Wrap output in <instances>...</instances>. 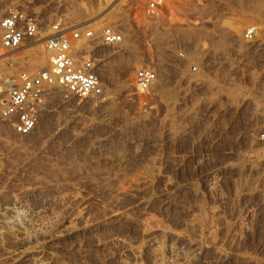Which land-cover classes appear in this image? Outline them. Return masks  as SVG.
Instances as JSON below:
<instances>
[{"label":"rangeland","instance_id":"374dc122","mask_svg":"<svg viewBox=\"0 0 264 264\" xmlns=\"http://www.w3.org/2000/svg\"><path fill=\"white\" fill-rule=\"evenodd\" d=\"M32 1L45 32L57 18L95 26L109 12L100 25L125 41L96 48L104 97L54 93L30 136L0 118V209L21 197L22 211L53 203L81 221L41 241L59 251L55 264H155L170 243L167 254L189 264H264V176L243 132L264 77V0H161L152 16L142 0ZM252 23L260 31L246 43ZM188 43L209 71L190 90L177 56ZM141 66L159 72L145 93L134 83ZM14 238L0 237V264H30Z\"/></svg>","mask_w":264,"mask_h":264},{"label":"built area","instance_id":"2783aa9c","mask_svg":"<svg viewBox=\"0 0 264 264\" xmlns=\"http://www.w3.org/2000/svg\"><path fill=\"white\" fill-rule=\"evenodd\" d=\"M149 15L158 14L161 0H142ZM0 118L12 125L20 136L36 130L41 114L60 91L65 97L79 100L101 98L105 82L100 74L99 45L118 46L125 37L113 23L95 26L70 24L57 18L45 32L41 15L32 0H0ZM259 24L244 27L241 39L253 43ZM186 44L177 53L187 66L184 82L188 90L209 74L202 53ZM44 58V64L34 65ZM142 90L149 91L159 80V72L150 66L135 71ZM244 133L257 145L258 170L264 176V77L247 102Z\"/></svg>","mask_w":264,"mask_h":264},{"label":"bare ground","instance_id":"6f19581e","mask_svg":"<svg viewBox=\"0 0 264 264\" xmlns=\"http://www.w3.org/2000/svg\"><path fill=\"white\" fill-rule=\"evenodd\" d=\"M100 13L102 14V12H100ZM100 13H98V15H96V16L98 17L99 15H101ZM108 13H106L105 15H102V17H100V18H97L98 20H96V21L94 20L95 21L94 23H96V24L98 22L101 23L100 20L103 19L106 15L108 16ZM96 16H94V17H96ZM100 23H98V24L100 25ZM235 25L237 26L238 24L235 23ZM235 25L233 24L232 26L236 30L238 26L236 27ZM237 39H238V37H237ZM43 59L44 58L42 57L40 59V61H38L37 63H34V65H40V64L42 65V64H44ZM134 80H135V77H134ZM134 83L136 84L135 87L138 89L137 91H139L140 93L147 92L146 90H142L138 86V84L136 83V80H135ZM56 197H55L56 199L53 202H56L57 201L59 203V200H62L61 199L62 196H59L58 195ZM15 200H16L15 202L12 201V202L5 203L2 206L3 208L0 209V237H2L3 235L6 234V235H10V236H13L15 238L20 239V240H18L19 241V244L16 246V249H14L15 250L14 253H16L17 255H19L20 257H23V259L25 258L24 261L27 260V261H29L30 264H55L54 257L56 258V256H55L56 255V252L59 253V251H56V252H54V251L46 252L45 250H43V247L44 246L42 247L41 241L43 239L47 238L48 236H50L53 231L55 232V230L56 231L57 230L59 231V229H60V231H61L62 229H68V230L69 229H74V228L76 229V226H75L76 223L78 222V224H79L81 221L80 222H79V220L78 221H75L74 218H73L74 216H72V218H70V216H68L69 218H67V216L65 214H62L61 213L62 211L60 212L59 209L57 208V206L55 207L53 203H51L50 206H48V204H47V207L48 208L46 207V209L40 210L38 212H33V211L31 212V210L28 211V212H25V211H22L23 207L21 209V206H23L22 203L25 202V198H21L20 197V198H17ZM74 214H76V213H74ZM75 217H77V216H75ZM78 227H79V225H78ZM163 232H165V231H162V233ZM61 233H62V231H61ZM57 234H59V233L57 232ZM55 235H56V233H55ZM50 237H52V236H50ZM213 242H211V243H213ZM165 245H166V243H165ZM170 245L171 246H168V248H165V249L164 248L162 249L160 247L161 249L159 248L158 250H155L154 251L153 255L151 254V256H153L152 258H153L155 264H162L161 261L163 262V264H189L190 263V261L188 259H184V260L182 259L183 261H179L180 259L176 258V257H179V256H176L175 257V255H173L172 253L171 254H167L169 252V250L170 251L172 250V249H169V248L173 247L172 246L173 244L170 243ZM131 251H134V248ZM136 251H138V250H136ZM7 253H10V252H7ZM38 253L39 254L41 253L40 256H36V254H38ZM132 253H133V255L136 258V252L134 251ZM11 254H13V253H11ZM218 254H219V252H218ZM8 255H7V258H8ZM10 258H11V256H10ZM0 261H1V259H0ZM124 261H125V259H124ZM129 261H130V259H129ZM134 262H135V260H134ZM134 262L133 263H130L129 262V263L130 264H136V262L135 263ZM26 263L28 264V262H26ZM125 264H128L127 261H125Z\"/></svg>","mask_w":264,"mask_h":264}]
</instances>
